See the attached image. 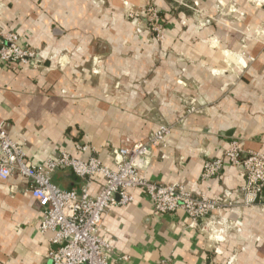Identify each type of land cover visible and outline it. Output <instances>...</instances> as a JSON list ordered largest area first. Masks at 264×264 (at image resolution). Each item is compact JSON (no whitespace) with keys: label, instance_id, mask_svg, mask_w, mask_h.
I'll use <instances>...</instances> for the list:
<instances>
[{"label":"crops","instance_id":"crops-1","mask_svg":"<svg viewBox=\"0 0 264 264\" xmlns=\"http://www.w3.org/2000/svg\"><path fill=\"white\" fill-rule=\"evenodd\" d=\"M184 1L201 14L172 0H0V29L18 33L20 44L41 58L38 67L0 63V120L9 137L34 162L59 148L86 159L75 149L78 142L96 148L113 168L118 160L110 149L144 141L169 123L166 144L152 151L143 177L182 183L207 197L238 189L242 178L228 164L215 178L200 175L203 161L221 156L231 138L244 150L264 153V49L248 38L255 29L264 35L257 26L264 23V6ZM147 3L164 18L160 42L142 19L130 22L124 15L126 5ZM51 182L80 191L84 179L62 168ZM99 183L90 185L91 195ZM130 194L132 202L102 217L109 263L264 264V190L254 207L216 215L230 224L221 239L216 233L205 238L201 227L209 218L193 222L182 210L156 214L139 189ZM40 216L25 179L0 178V264H50L51 233L37 232Z\"/></svg>","mask_w":264,"mask_h":264},{"label":"built area","instance_id":"built-area-1","mask_svg":"<svg viewBox=\"0 0 264 264\" xmlns=\"http://www.w3.org/2000/svg\"><path fill=\"white\" fill-rule=\"evenodd\" d=\"M172 1L177 6L185 5L183 0ZM124 15L130 22L142 19L152 39L163 40L165 21L154 3L136 9L126 5ZM40 62L39 52L21 45L18 33L0 29V63L38 67ZM172 128L173 124L161 123L146 140L110 149L108 154L118 160L110 168L103 164L96 148L78 142L75 149L87 154L86 159L59 148L51 157L34 162L26 155L24 146L9 137L5 121L0 120V178L17 175L26 180L28 191L41 210L36 230L42 236L51 233L47 238L50 264H111L110 246L100 234L102 217L110 207L132 202L130 189H139L148 197L153 213L182 210L193 222L209 218L201 227L203 231L217 224H222L223 229L229 227L223 217L215 219L218 213L239 206L252 208L261 201L264 153L244 150L239 138H231L221 156L204 160L200 175L201 180L215 178L228 164L237 169L243 181L234 191L224 190L219 196L207 197L194 194L182 183H158L143 177L140 170L148 165L152 151L166 144ZM62 168H69L84 179L80 191L62 189L51 182V175ZM94 181L100 182L99 188L91 195L89 187ZM154 264L172 263L158 259Z\"/></svg>","mask_w":264,"mask_h":264},{"label":"rangeland","instance_id":"rangeland-1","mask_svg":"<svg viewBox=\"0 0 264 264\" xmlns=\"http://www.w3.org/2000/svg\"><path fill=\"white\" fill-rule=\"evenodd\" d=\"M184 1V0H183ZM246 2L248 3V5H250V6H252V7H256V8H260L261 6H264V0H246ZM184 4L185 5H181V6H183V7H187L188 9L190 8L191 9V7H192V9H193V11L194 12H196V13H200L201 14V11L199 10V7L198 6H196V5H193V6H191V5H188L185 1H184ZM178 5V4H177ZM177 5H176V7H177ZM232 7H233V11L234 12H236L237 13V11L236 10H238V8L234 5V4H232ZM258 26V28L259 29H264V23H261V24H258L257 25ZM260 31L261 30H257V29H255L254 31H253V34H252V36H248V38L249 39H258V41L262 44V49H264V35L262 34V36H259L260 35ZM245 42V41H244ZM246 59L248 60V61H252V60H254L255 59V57H253L252 55H250V54H247L246 55ZM228 221V220H227ZM234 227V226H233ZM225 229H230V226L229 227H224ZM225 229H223L222 227H212V228H208V229H206L205 228V230H204V235H205V238L206 239H209L210 237H211V233H216V235L215 236H217V235H219V236H217V237H219V239H221L222 237L220 236V234L225 230ZM221 230V231H220ZM235 230H236V228H235ZM218 233V234H217ZM228 233V231L226 232V234ZM234 261L235 260H233V259H229V260H227L226 261V263L225 264H234Z\"/></svg>","mask_w":264,"mask_h":264}]
</instances>
